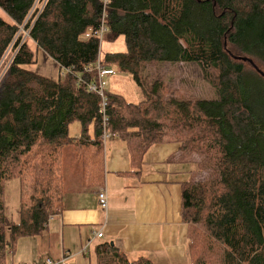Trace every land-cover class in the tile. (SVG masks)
Instances as JSON below:
<instances>
[{
    "label": "trees",
    "instance_id": "16d2710c",
    "mask_svg": "<svg viewBox=\"0 0 264 264\" xmlns=\"http://www.w3.org/2000/svg\"><path fill=\"white\" fill-rule=\"evenodd\" d=\"M37 1L0 0L10 17H0V61L12 44L16 50L0 85V264H10L19 238L48 230L70 187L105 183L102 98L88 88L101 40L85 36L104 13L107 37L124 36L127 50L107 53L102 63L131 74L143 92L129 101L106 90V128L128 145V175H141L155 144L179 143L178 160L191 165L182 183L189 264H264V76L257 70L264 66V0H109L106 8L102 0H46L22 42L19 25ZM30 40L70 69L63 79L23 67L36 60ZM157 61L197 63L217 98H168L155 82L148 90L143 68ZM75 121L79 136L70 134ZM11 179L19 185L17 218L5 205ZM98 252L99 264H156L130 260L109 242Z\"/></svg>",
    "mask_w": 264,
    "mask_h": 264
},
{
    "label": "crops",
    "instance_id": "0c3cea01",
    "mask_svg": "<svg viewBox=\"0 0 264 264\" xmlns=\"http://www.w3.org/2000/svg\"><path fill=\"white\" fill-rule=\"evenodd\" d=\"M104 152L102 187L108 196L107 211L99 205L100 188L88 189L76 183L48 230L33 237L37 254H47L54 264H65L71 248L81 249L78 255L85 259L95 241L97 264L98 246L106 242L119 247L130 260L145 257L156 264H189L182 183L190 178L191 165L178 160L180 144L166 141L152 146L138 177L128 175L133 170L130 151L119 135L105 142ZM97 231H103V237H97Z\"/></svg>",
    "mask_w": 264,
    "mask_h": 264
},
{
    "label": "rangeland",
    "instance_id": "374dc122",
    "mask_svg": "<svg viewBox=\"0 0 264 264\" xmlns=\"http://www.w3.org/2000/svg\"><path fill=\"white\" fill-rule=\"evenodd\" d=\"M0 17L7 21L10 20V17L2 8H0ZM33 19H35V17ZM26 32H28V30L24 29L22 34L26 36ZM29 44L36 54V60L30 64H25L23 66L25 69L54 80H60L65 77L66 72L60 68L59 64L54 59L43 49L37 48L32 40L29 41ZM126 50L127 45L124 36H119L115 40H111L106 35L100 44V57L103 59L107 53L125 52ZM10 56L11 51L8 53V58ZM8 58H6V60ZM247 66L250 67L249 64ZM260 68L264 72V66ZM143 76L145 78L144 85L148 90L154 82L155 84L159 83L166 88V96L168 98H217L215 88L205 79L202 68L197 63L151 62L144 66ZM107 81L109 90L121 93L129 101H139L143 98L141 88L135 83L132 75L129 73L118 72L115 76H110ZM69 130L71 135L79 136L82 133V125L80 122L75 121L70 125ZM91 132H93L92 129ZM72 187H70V189ZM5 205L7 212L14 218H17L20 200L19 185L16 180L11 179L7 182L5 189ZM94 243L95 241H92L89 245L88 250L91 252V255H87L85 259H83L82 255H78L81 249L71 248L72 255L66 258L65 264H97L96 256L94 255ZM37 253L35 239L33 237H22L18 239L13 251L9 249L8 260L10 264H44L47 259H49L47 254L38 255L39 253ZM61 257H63V255ZM188 263H190V259Z\"/></svg>",
    "mask_w": 264,
    "mask_h": 264
},
{
    "label": "built area",
    "instance_id": "2783aa9c",
    "mask_svg": "<svg viewBox=\"0 0 264 264\" xmlns=\"http://www.w3.org/2000/svg\"><path fill=\"white\" fill-rule=\"evenodd\" d=\"M104 2V8H106V5L108 3L109 0H102ZM46 2V0H38L36 2V4L34 5V8L31 10L29 16L27 17L26 21L19 25V32L18 35L16 37V39L21 40L22 42H24L25 40H27L29 36V31L30 29L27 28V23L29 22V20L31 19V17H33L36 13V11L40 10L43 8L44 3ZM40 12H38L37 14H39ZM24 29H27L28 32H26V36H24V34H22V31H24ZM108 32V28L105 25V13L103 14V20L101 22V24L98 26V28L96 29H88L85 36L91 37V36H97L100 38L101 42L102 40L105 38L106 33ZM23 35V38H22ZM11 51V56L8 58V53ZM16 54V50L13 47V44L8 48L7 52L5 53L4 57L2 58V60L0 61V85L2 84V82L4 81V79L6 78V76L9 74L12 62H13V58L14 55ZM6 58H8L6 60ZM61 69L65 72H69L70 69L69 68H64L61 67ZM95 69L97 70V79L94 82H91L88 84V88L91 91L97 92L101 98V113L103 114V119H104V134H103V140L104 142H106L109 138H111L112 136H117V133H111L109 130H107L106 125H107V116H106V107H107V97H106V90L108 89V78L110 76H113L116 74V70L114 68H110V67H105L102 63V59L101 57L98 58V61L96 63ZM98 201H99V205L101 207L102 210L107 211L108 209V196H107V192L105 190V188L101 187L98 190ZM96 236L101 238L103 237V231H97L95 232ZM63 263L65 260H62ZM47 264H54V262L50 259L47 260Z\"/></svg>",
    "mask_w": 264,
    "mask_h": 264
},
{
    "label": "water",
    "instance_id": "95a60500",
    "mask_svg": "<svg viewBox=\"0 0 264 264\" xmlns=\"http://www.w3.org/2000/svg\"><path fill=\"white\" fill-rule=\"evenodd\" d=\"M242 60H244V61H250V62H252L253 64H254V62H253V60L252 59H250V58H248V57H240ZM254 66H255V64H254ZM257 68V67H256ZM257 70L264 76V72H262L261 70H259L258 68H257Z\"/></svg>",
    "mask_w": 264,
    "mask_h": 264
}]
</instances>
